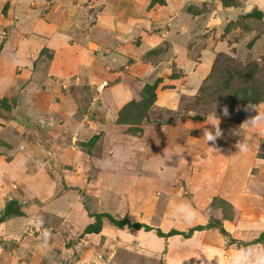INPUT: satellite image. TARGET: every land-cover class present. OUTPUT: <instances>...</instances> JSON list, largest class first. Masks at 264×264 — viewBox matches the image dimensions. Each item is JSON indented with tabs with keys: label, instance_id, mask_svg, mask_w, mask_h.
<instances>
[{
	"label": "crops",
	"instance_id": "1",
	"mask_svg": "<svg viewBox=\"0 0 264 264\" xmlns=\"http://www.w3.org/2000/svg\"><path fill=\"white\" fill-rule=\"evenodd\" d=\"M104 1L105 6L102 7V19L104 21H102L101 27L93 25V19L88 20L90 16L89 10L83 4L84 6L80 12L89 16L84 19L82 16L79 18L78 16L80 15L77 14L74 19L72 17L71 19L67 18L66 23L72 22L73 25V28H69L71 32L67 31L63 34L60 31L57 32L56 24H44V28L41 31L43 41L46 40L47 43L56 39L52 35L54 37L58 35L57 42L59 43L54 48L55 55H53L56 61L61 59L64 63L70 65L73 63L72 66H79L78 77H74L72 86L75 88L85 86L87 90H90V93L86 97L84 94L81 95V97L87 100L85 101L86 106L84 107L83 105L84 111H79L81 103L76 104L72 102L73 96L64 84V81L70 75H67L65 72L67 69H64L65 65L61 63L58 64V71L60 72L53 71L49 73V75L52 74L53 76L57 74V78L55 79L51 76L52 82H49L47 88L48 92L51 91L53 93L51 110L57 115L56 118H48L46 114H41V117L33 114L32 112L36 108L40 111L38 107H42L43 105L40 102L32 105L33 108L31 106L28 107L30 113H32L30 119L27 118L30 116L27 107L22 105L23 108L21 106L18 108L16 104L15 109L14 107L12 109H14V115L16 111L17 116L15 119H9L7 122V124L15 123V125L21 127L24 126L26 120H29L32 124L31 127L39 126L40 123L45 126L52 125L48 126L47 130L42 127L43 131L39 130L36 135L35 131H31L29 135H22L19 141L15 139V143L18 144L17 147L19 149L18 154H14L13 160L4 161L0 156L1 163L8 167V172L5 170L0 171V189L6 193V198L2 199L0 203V212L6 201L12 198L18 201L22 211L21 215L11 216L0 221V235H2L3 239L12 238V241L15 240L18 244V246L16 245L17 248L15 246L12 250L7 249L9 256L13 255L14 259L17 258L14 264H19V262H21L20 264H118L115 261H111V258L105 261L102 259V255H104L105 246L111 242V237L116 235L118 229L121 232L124 228L112 225L106 218H103L101 229L98 232L85 233L84 228L94 222V217L90 216V214L107 212L114 215L115 211L118 213L122 210L120 214L128 213L131 215V212L137 207L132 204L135 203L134 201L128 202L130 197L119 208L115 209L112 206L114 204L109 202L111 201L109 197H112L113 194V190H110L109 186L111 187L113 184H116L118 174L120 175L121 171L127 174H135L132 171L135 169L136 171L139 170L143 167V164L145 165L154 160L160 161L155 154L158 151L150 152L149 150L157 149L158 143L161 140L174 134L176 143L167 146L164 151V155L167 156L168 161L165 162V167L168 168L166 175L178 177L181 174L183 164L184 166L186 165L184 160L189 157L188 155H184L185 159L182 157L183 150L187 148H185V141H183L184 136L185 134L191 137L195 136L190 134L192 124L190 125L189 121L184 119L178 120L175 114H172L175 103L172 100L167 101V96L161 94L162 89L160 88L168 80H170L168 83L171 84L175 83V81L187 80L183 86L187 87V90H192V85L200 81V76L203 75L205 68L209 67V64L212 63L219 46L233 47V55L241 58L245 54L241 46H244L251 38L255 37L252 43L253 47L259 46L260 42L262 43V38L256 37L251 29L242 28V30H239L240 32H235L234 36L232 34L233 31L237 30L232 27V24H236L242 15L248 13L250 7H254L253 0H232L228 3H226V0H221L222 3L220 2V5H216L218 14L206 19L207 24L211 21H218L219 25L216 27V33L214 34V28H205L208 32L201 33L200 31L195 34V30L202 27L199 23L194 26L189 23L181 26L178 23L180 7L185 4L186 0H178V4L174 3V0V4L172 5L170 4L171 0H165L164 4H155L150 10L145 6V0ZM259 2L264 3V0H260ZM179 4L182 5L179 7ZM209 4H212V2L209 1ZM77 5L75 0H71V2L64 5L61 17L66 18L64 16L65 10L68 12L71 9V12H74V10L78 9ZM212 5L215 6V4ZM236 5L241 6V8L235 14L234 9ZM123 6H126V9H130L131 13L133 11L139 13L140 10L144 12L140 20L144 19L143 25L147 27V31L141 29L138 34H130L126 33V29L120 28L115 23V19L122 17ZM143 6L146 8L143 9ZM155 7L156 11H154ZM173 7V13H169ZM258 9L264 10V6L259 5ZM195 12L198 11L195 10ZM198 14L195 13L193 15ZM93 15L97 17L96 14ZM138 19L133 14L131 20L137 21ZM230 20L234 22L230 23L229 28L224 31L221 27L225 26V23L227 24ZM2 22H0L2 23L0 24L1 30L7 31L6 20ZM32 27L34 31L29 28L31 31L30 36L33 33L40 34V31H36L38 29L36 28L38 27V22H33ZM14 32L19 36L17 31ZM114 32L117 34H114ZM69 33L70 35H68ZM239 33L245 35V37L236 36ZM137 35H140L142 40L135 41L134 38L138 37ZM2 37L0 34V44L2 43ZM11 38H13V35ZM166 38L170 40L164 54L160 53V50L152 54L150 53V56L147 54V51L146 53L144 52L151 45L150 41L160 45L162 43L161 40ZM5 40L1 44L0 59L4 57L5 51L8 52L10 48L14 47L11 50V56H5L4 60L6 64L10 61L11 68L13 65L18 64L15 62L21 48L18 49L19 45L15 42L10 44L6 50L8 41ZM145 44L147 46L143 48ZM92 45L94 46L92 47ZM21 46L28 52V55L23 56L19 63H26L28 65L30 62L32 65L34 59L38 57V47L35 46L34 52L31 53L28 49L29 46L23 43H21ZM158 48L160 49V46ZM195 52L199 53L198 57H196ZM160 55L164 57L158 62H152L148 69L151 73V83L156 78H161L160 85L158 84L159 87H156L155 90V102L148 109V113L152 111L153 115L158 113L160 116L162 111H166L167 106H170L171 109L167 111L168 114L165 113L161 117L151 119V123L147 120V116H145L146 118H143L144 121L142 120L143 123L140 124L144 130L140 137L126 133L124 130L127 125L117 123L116 118L118 110L126 102L141 99L140 92L145 83L143 81V70L136 67L137 63L143 57L145 58V56H149L152 61V59L160 57ZM196 58L199 59L198 65L196 64ZM6 64L4 68L7 70L9 68L6 67ZM175 70L177 75L171 77L170 74ZM45 74L42 72L39 75L41 80H45L46 78L48 80L50 78ZM4 78L6 79V77L0 76V95L2 97L4 95L11 97L12 85L10 86V83L4 81ZM176 86L175 88L167 89L170 97L174 96L178 84ZM87 90H84V92ZM127 93L129 94L127 95ZM131 96L133 97L131 98ZM91 98L94 102L90 101ZM74 99L76 98L74 97ZM123 99L125 100L122 101ZM88 109H90V116H87V118L84 116V112H87ZM108 111H113V114L106 115L105 113ZM170 115L171 118H169ZM253 117H256L258 122L255 124L248 123L247 121ZM206 122L208 120L204 123ZM209 122L213 123L214 121L209 120ZM197 124L198 126L204 125L200 126V129H203V127L204 129H210L213 126L209 123ZM234 124L237 125V128L223 127L222 139L224 142L234 146L228 147L224 145L225 148L228 147L229 150L234 151L232 156L234 157L235 155L237 157L236 160L241 166L246 163L245 160L248 158L247 153L250 156L249 160H253V163L256 165L260 163L257 161H264V100L257 104L248 116L239 123L235 122ZM178 125L184 127L180 131L179 140ZM98 133H101L100 137L94 146L91 147L90 152H87L85 147L76 146V143L80 144V141L88 140L93 134ZM74 138L76 139L75 142H77L72 145L73 149L66 150V148H69L67 147L69 145L65 143V140L69 141V139L73 140ZM237 138L240 140H237ZM103 141L110 143L111 147L99 148L98 144H101ZM192 141L197 140L192 139L189 142L191 149L194 145L191 144ZM143 142H146L144 146ZM111 144H116V146ZM119 148L122 149L120 152L124 153L125 159L123 160H120ZM39 149L41 150L39 151ZM18 157L27 162L26 164L22 163L17 170L15 164ZM138 157L140 158L137 162H134ZM242 160L243 163L241 162ZM172 162L175 165L170 164ZM125 179L126 181H123L124 186L130 181L132 187L136 186L133 185V182L139 180L135 177L131 180L126 176ZM122 180H124L123 177ZM2 182L5 184L3 187ZM8 184H11V187H8V189L4 188ZM123 184L118 183L120 186ZM78 190L84 191L87 197L84 199ZM107 191L108 195L106 197ZM169 208L164 209L162 214V220L169 225L163 228L160 227L164 231L171 227L184 230L192 225L203 224L207 221L206 217L200 220L198 218L199 215L191 208L192 218L188 222H185L180 217L175 216L173 209ZM125 215L127 216V214ZM127 218L130 222L138 221L148 224V222L141 220H130L129 216ZM161 224L156 227L161 226ZM149 225L152 226V224ZM127 228H131L133 231L141 230H135L132 227ZM107 229H113V233L111 235L105 234ZM211 229L213 228L194 231L188 238L178 234L169 236L166 239L154 234V229L147 232L142 229V234H152L148 242H143L144 246L142 250L143 253L146 252V254L155 257L163 253L164 259L162 264H214L215 261L216 264H226L229 258L223 257V251L225 250L219 247L216 248V252L213 254L208 255L204 252L201 260L198 259L200 254L196 256L195 250L199 252L205 251L208 247L209 244L205 240L213 238L216 244L219 241L221 245H224L222 235L219 232H212V236H208ZM253 237L255 235L252 236V239ZM126 239L127 237H125ZM4 243H8L7 245H9L7 240H4ZM175 244H178L176 252ZM24 246H30V248L27 249ZM2 248L0 245V252H2ZM3 254L6 253L4 252ZM248 258L250 257L248 256ZM3 263L9 264L7 260L3 261ZM233 263L231 262V264Z\"/></svg>",
	"mask_w": 264,
	"mask_h": 264
},
{
	"label": "rangeland",
	"instance_id": "2",
	"mask_svg": "<svg viewBox=\"0 0 264 264\" xmlns=\"http://www.w3.org/2000/svg\"><path fill=\"white\" fill-rule=\"evenodd\" d=\"M209 1H211L212 4H215V6L220 5V2L222 3L221 0H186L184 5L181 4V6L179 4V7L181 6V9L179 11L180 14H178V23L181 26L186 23L192 24L193 26L199 23V25H201L202 27L198 30H195V34L196 32L200 31L201 33H206L208 32L207 29L212 28H214L215 31L213 32V34L216 33V27H218L219 25L218 21H211L208 24L206 22L207 17L211 18L212 16L218 14L216 11L217 6L215 7L214 5L209 4ZM229 1L231 2L232 0H226V3H228ZM253 1L254 7H250L249 11L251 12L255 9L259 10L262 13L261 17H246L245 15H242L241 18L237 20L236 24H232L234 21L230 20L227 22V24L225 23V26L221 28L225 31L229 28L231 23L233 25L232 27L237 29L236 31H233V36L236 34L235 32H240L239 30H242V28L251 29L256 37L262 38V43L260 42L259 46L253 47L251 45L249 47L250 42L253 43L255 37L251 38V40L247 41L244 46H241L242 50L245 51L244 56H242L241 58L235 57L233 55V47L219 46L216 50L218 52L212 60V63L209 64V67L205 68L203 75L200 76V81L197 84L192 85V90H187V87L183 86L184 82H187V80L179 79V83L175 81V83L173 84L168 83L170 81L168 80L167 83H165L162 88H160L162 89L161 94L163 96H167V101L172 100L175 103L174 111H172V114L174 113L175 117H177L178 120L184 119L189 121L190 125L192 124V127H190V134L195 136L191 137L187 134H185L184 136L183 141H185V148H187L183 150L182 157H184V159V155H188L189 157L184 160V163H186V165L184 166L183 164L181 174L178 177L166 175L168 173V168L165 167V162L168 161L167 156L164 155V151L167 146H171L176 143L174 134L171 137L168 136L161 140L158 143L157 149L149 150L150 152L158 151L155 154L157 156V159L160 161L154 160L145 165L143 164V167H141L139 170L136 171L135 169L134 171H132V173L135 172V174H127L123 171H121L120 175L118 174L116 184H113L111 187L109 186V188H111L110 190H113L112 197H109L111 198V201L109 202L114 204L112 206H114L113 209H115L119 208V206H121L122 203L128 197H130V200L128 202L130 203L131 201H134L135 203L132 204L137 207L133 210V212H131V215L125 213L127 214V216H129L130 220L145 221L148 222V224H152V227H156L157 225L162 223L159 227H167L169 225L164 222V220H162L164 209H168L169 207V209H174L178 204L186 202L188 205H190V208H193V210L199 215L198 218L200 220H203L206 217L207 221H220L223 227L229 233L230 238H235L241 242H249L250 240H252L253 235L257 237L261 232L260 230H264V161L259 160L257 162L260 163L256 165L255 163H253V160H249L250 156L247 153L248 158L247 160H245L246 163L241 166L236 160L237 157H235V155L234 157L232 156L234 151L229 150L228 148L229 146H234H232L230 143L224 142V140L222 139L223 127L237 128V125L234 124L236 122L234 120L235 118H237V115L234 109H230L229 103H231V100L229 99V97H227L232 93V87H239L245 84V79L247 78V76H245V73L249 71L250 66H252L254 62L258 64L254 76H264V10L262 9V11L261 9H258L259 5L264 6V3H260V0ZM0 2V22L6 20L5 24H7L6 28H8L7 31H2L0 28V34L3 36L1 38L2 43L5 39V41H8L6 50L9 48L10 44H13L15 42H17L19 45L18 49L21 48V51L17 56V61L15 62L18 64H16L15 66L13 65L10 68V61L7 62V64L5 63L6 61H4L5 56H11V50H13L14 47L10 48L8 52L5 51L4 57L0 59V76L6 77L7 80L4 78V81L10 83V86L12 85V96L10 98H7V102L10 101L11 107L7 109L8 107L3 108L0 106V156L4 161H10L12 158L14 159L15 153L18 154L19 148L17 147L18 144L15 143V139L19 141L22 135H29L31 131H35L36 135L39 130L43 131L41 129L42 127L47 130L48 126H52H45L40 123L39 126L37 125L31 127L32 124L29 122V120H26L24 122L23 127L15 125V123L7 124L9 119H15V117L17 116L16 111L14 115L16 104L18 108L20 106L21 108H23L22 105H25L28 109V107L36 105L35 103L41 102L43 103L42 107H38L40 108V111H38L36 108L32 112L33 114H37L40 117L42 116L41 114H46L48 118L51 117L52 119H55L57 116L54 114L53 110H51L53 93L51 91L48 92L47 88L49 86V82H52L51 76L55 79L57 78V74L56 76H53L52 74L49 75V73L53 71L60 72L58 71V64H64V69H67L65 72L67 73V75H70L69 78L64 81V84L66 87H68L67 89L69 90V93L73 96L72 102L76 104L81 103L79 111H84V107L86 106L85 101H87L85 98L81 97V95L84 94V96L86 97L90 93V90H87L85 86H79L77 88L72 86L73 79L74 77H78L80 68L76 65L72 66L73 63H71V65L64 63L63 61H61V59L56 61L53 55H55L54 48L58 46L57 44L59 43L57 42L58 35H56L55 37L54 35H52L53 38L56 39L54 41H51L50 43H47L46 40L43 41V34L41 31L44 28V24H56L57 32L60 31L63 34L64 32L70 31L69 28H73L72 22L66 23L67 18L71 19L72 17V19H74L75 15L78 14L80 15L78 16L79 18H81L82 16L84 19L90 15L88 17V20L93 19L92 24L101 27V23L102 21H104L102 19V7L105 6V1L75 0V3L78 4V9L74 10V12H71V9L68 10V12L67 10H65L64 16L66 18L61 17V13H63L62 8L64 5L71 2V0H0ZM151 2L152 0H145V6H147L149 10L150 8L154 7L155 4H164L165 0H155L153 1V4L150 5ZM173 2L174 0H171L170 4H178V0H175L174 3ZM5 4L7 6L5 7V10L3 12ZM83 4L87 8V10H89V15H85L84 13L80 12L82 11V7L84 6ZM145 6H143V9L146 8ZM240 8L241 6L239 7L236 5L234 13L236 14L238 9ZM122 9V17H115L117 18L115 19V23L118 24L120 28L126 29V33L130 34H138L139 30L141 29L143 31H147V27L143 25L144 19L140 20V17L144 15V12L142 10H140L139 13L135 11L131 13L130 9H126V6H123ZM195 10H197L198 12H195ZM154 11H156V7ZM173 11L174 7L170 9L169 13H173ZM195 13L199 14L193 15ZM93 14H96L97 17H95ZM133 14L137 16V18H139L137 21L131 20ZM33 22H38V27H36L38 29H36V31H40V34L33 33V35L30 36L31 31L29 30V28L34 31V28L32 27ZM193 29L195 28L193 27ZM14 31H17L19 36L15 34ZM114 34L117 33L114 32ZM12 35L13 38H11ZM68 35H70V33ZM15 36L18 37L14 38ZM137 36L138 37L134 38L135 41L142 40V37L140 35ZM236 36L245 37V35L241 33L237 34ZM169 40L170 39L168 38L161 40L162 43L160 45H157L158 43L155 44L154 42L150 41L151 45L147 47L144 52L146 53L147 51V54L150 56L153 52H157L160 50V53L164 54L165 49L168 47ZM21 43L29 46L28 49L31 53L34 52L35 46L38 47V57L34 59L32 65L30 64V62L28 63L29 66L26 63H19L23 56L28 55V52H26L24 47L21 46ZM1 44L0 49H2ZM93 46L94 45H92V47ZM146 46V44L143 45V48H145ZM159 46L160 49L158 48ZM195 53L196 57H198L199 53ZM149 56H145V58L143 57L136 66L137 68L143 70L144 83H151V73L150 71H148V69L152 62H158L164 57L160 55V57H156L151 61ZM198 62L199 59L196 58L197 65ZM5 64L9 69L6 70V68H4ZM236 69L241 70L242 74L239 76L236 73L234 79L228 83L229 85L225 86L224 82H226L227 80H225V77L229 73L235 72ZM42 72L44 74L46 73L50 78L48 80L47 78L45 80H41L39 75L42 74ZM174 72L176 73V70ZM176 84H178V88L176 89L174 96L170 97L167 89L177 87ZM159 85L157 87H159ZM81 90L83 91L81 92ZM84 90H87V94L86 92H84ZM128 94L129 93H127V95ZM74 97L76 99H74ZM132 97L133 96H131V98ZM1 98L2 95H0V99ZM124 100L125 99H123L122 101ZM90 101L94 102L92 98L90 99ZM13 107L14 109H12ZM225 108H227V115L224 114ZM170 109L171 107L167 106L166 111H162L161 115L165 113L168 114L167 111H169ZM89 110L90 109H88L87 112H84V116H90ZM151 112L148 113L147 111L146 113L147 120L149 122L152 121L151 119L161 117V115L159 116L158 113H155L153 115L152 112L151 115ZM213 112H215V115L213 114ZM28 113L30 116L27 118L30 119L32 113H30L29 109ZM75 114L77 115V113ZM105 114L112 115L113 111H108ZM169 118H171V115ZM207 120L208 122L204 123ZM209 120H213V124L218 123V126L222 133L221 136L217 137L214 142H205V138L207 135L205 130L213 131L214 126H212V128L210 129H204V127L203 129H200V126L202 127L204 125L198 126L197 124H211ZM143 121H141L140 124H142ZM240 121L241 120H239L237 123H239ZM177 127L179 140L180 131L183 130L184 127L181 125H178ZM192 139H196L197 141H192L191 144L194 145L191 149V145H189V142ZM75 140V138L73 140L69 139V141L65 140V143L69 145L67 146L69 148H66V150L70 148L71 150L73 149L72 145L77 142H75ZM237 140L240 139L237 138ZM144 144H146V142H143V146ZM98 145L99 148L111 147L110 143H108L107 141H103ZM111 145L116 146V144ZM224 145L228 147L225 148ZM76 146L82 147L77 143ZM40 150L41 149H39V151ZM121 150L122 149L119 148L118 153L120 156V160H123L125 159V156L124 153L120 152ZM228 156H230V158H228ZM139 158L140 157L136 158L134 162H137ZM21 159L22 158L20 157L17 158V163L15 164L17 170L20 168L22 163L26 164L27 162L26 160ZM1 162L2 161L0 160V171L5 170L6 172H8V167H6ZM241 162L243 163V160ZM170 164L175 165L173 162ZM143 174L145 175L143 176ZM121 176L124 180H122ZM125 176L130 178L131 180H133V177L138 178V181L133 182V185L136 186L132 187V183L130 181L124 186L123 181H126ZM118 183H122L123 185L120 186L118 185ZM4 185L5 184L3 183L2 187ZM8 187H11V184H8V186L4 188L8 189ZM78 191L84 199L87 197L84 191ZM106 193L107 194L105 196L107 197L108 191ZM0 194L1 203L2 199L6 198V193L2 192V190L0 189ZM121 211H119L118 213L115 211L113 216H126L125 214H120ZM123 228L124 229L121 232L119 229L116 231V237H111V242L105 246V251L104 255H102V259L107 261L111 258V261H115L118 264L163 263V253L156 257L150 256L146 254V252L143 253V242L149 241V238L152 237L151 233H146L145 235L142 234V229L140 231L138 229H135L138 231H133V229L127 228L126 226H123ZM212 232L216 233L219 231L217 228H213L210 230L208 236H212ZM112 233L113 229H107L105 231V234L107 235H111ZM221 235L224 245H221V242L219 241L216 244L213 238L211 240H205V242L209 244L206 250L200 252L195 250L196 256L200 254V256H198V259L201 260L203 258L202 255L204 252L208 255L213 254L214 252H216L217 247L226 251H223V257L229 258L226 264H231V262H234L233 264H235L234 257L236 256V254L241 253L245 250L250 257L248 258L249 264H252L253 260L258 254L264 253V242L253 244L249 248H239L238 246H236V244L229 245L226 242L228 241L227 238L229 236L225 238L223 234ZM125 237H127L126 240ZM4 240H7V242H9V245H7L8 243H4ZM0 245L3 247L2 252H0V264H4L3 261L5 262V260H7L9 264H14L15 261H17V258L14 259L13 255L9 256L7 254V249L12 250L16 245L18 246L17 242L15 240L12 241V238L3 239L2 235H0ZM24 247H26L27 249L30 248V246ZM174 247L176 252L178 244H175ZM4 252L6 254L2 255V253ZM225 253H227V255H225ZM20 263L21 262H19V264ZM214 264H216V261Z\"/></svg>",
	"mask_w": 264,
	"mask_h": 264
},
{
	"label": "trees",
	"instance_id": "3",
	"mask_svg": "<svg viewBox=\"0 0 264 264\" xmlns=\"http://www.w3.org/2000/svg\"><path fill=\"white\" fill-rule=\"evenodd\" d=\"M153 1L150 3L153 4ZM163 1V0H160ZM7 5H4L3 12L5 10V7ZM246 17L250 16H260L262 15L261 11L259 10H252L251 12H248L244 14ZM252 45V42H250L249 47ZM258 67L257 63H253L252 66H250V69L248 72L245 73V76L247 78L245 79V84L239 86V87H232V93L227 96L231 100L230 109H234L236 112L237 118H235L234 121L238 122L239 120L244 119L247 115H249L254 107L259 104L261 101L264 100V76L262 77H255L254 73ZM238 74L239 76L242 74V71L239 69H236L235 72L229 73L226 77L224 82V85H229L228 83L234 79L235 74ZM176 73L172 72L171 76H175ZM161 81V78H156L152 83H145L141 89V99L139 100H130L126 102L117 112V118L116 122L119 124H126L127 127L124 130L126 133L136 135L140 137L143 134V127L140 125L142 119L146 116V113L150 107L153 106L155 99H156V92L155 89L158 86L159 82ZM226 97V98H227ZM7 95H4L0 99V106L3 108L9 109L11 106L10 101L7 102ZM13 104V103H12ZM13 106V105H12ZM229 109V110H230ZM100 137V133L93 134L88 140L80 141V145L82 147L86 148L87 152H90L91 147L94 146L95 142ZM21 205L18 203V201L14 198L6 201L3 209L0 212V221H3L11 216L21 215L22 211L20 209ZM90 216L94 217V222L87 225L84 228V232H98L101 229L103 218H106L112 225L118 226V227H132L135 229H143L145 231L153 230L155 231V234L159 237L167 238L172 235H181L185 238L190 237L194 231L209 229V228H217L218 231L224 235L226 238L229 236V233L226 231V229L223 227L222 223L218 220H208L207 222L203 224H195L187 229L180 230L175 227H171L168 230L164 231L160 227H152L151 225L144 223V222H130L127 216L123 217H115L110 213L107 212H100V213H94L90 214ZM228 241H226L228 244H236L238 247H244L249 248L251 245L256 243H263L264 242V230L259 233V235L249 242H241L235 238H230V236L227 238Z\"/></svg>",
	"mask_w": 264,
	"mask_h": 264
},
{
	"label": "clouds",
	"instance_id": "4",
	"mask_svg": "<svg viewBox=\"0 0 264 264\" xmlns=\"http://www.w3.org/2000/svg\"><path fill=\"white\" fill-rule=\"evenodd\" d=\"M215 115V112H213ZM224 114L227 115V108L224 109ZM248 123L255 124L258 122L256 117L251 118ZM211 123V122H210ZM214 130L213 131H208L205 130L207 135L205 138L206 141H215V139L219 136H221V130L218 126V123L213 124ZM205 134V132H204ZM192 210L190 208V205H188L186 202H182L178 204L174 209H173V214L175 216L180 217L183 219L185 222H188L192 216H191ZM235 264H249L248 261V253L245 251H242L241 253H237L236 256L234 257ZM252 264H264V253H260L256 256V258L253 260Z\"/></svg>",
	"mask_w": 264,
	"mask_h": 264
}]
</instances>
